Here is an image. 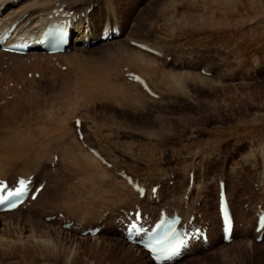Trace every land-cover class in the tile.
<instances>
[{
    "label": "rangeland",
    "instance_id": "1",
    "mask_svg": "<svg viewBox=\"0 0 264 264\" xmlns=\"http://www.w3.org/2000/svg\"><path fill=\"white\" fill-rule=\"evenodd\" d=\"M37 1L40 0H29L35 5ZM48 1L52 7L57 2L65 3L68 11L86 10L90 3L99 10L95 15L102 14L103 10V0ZM19 7L2 9L0 22L10 10ZM109 11L112 21L115 17L123 25L124 35L91 49L76 46L69 53L57 55L65 69L55 66L52 59L42 60L44 57L34 63L32 54L23 58L24 67L19 62L21 56H0L1 98L7 84L23 85L13 98L0 105L1 134L18 137L20 144L32 143V148L21 153L22 156L3 159L7 178L22 175V167L32 174L42 163V174L48 182L44 198L28 209L0 218V264H68L65 256L70 249L60 248L49 238L43 250L40 244L31 242L37 240L36 236L40 241L45 239L29 230L34 227L38 233L45 224L42 216L60 210L55 201L45 206L52 189L57 191L59 203L70 208L67 217L84 227L103 225L100 235L88 237L80 235V230L61 228L56 219L45 221L64 232L57 235L58 241L74 239L73 264H149L137 253L141 249L130 247L116 236L120 231L114 225V218L122 209H133L128 203L136 200V193L134 196L132 189L123 180V183L119 181L117 169L125 170L145 184L159 183L163 189L161 200L175 199L171 201L175 205L171 208L178 206L182 210L186 209L182 193L187 174L192 173L197 188L191 194V201L198 199L194 207L200 215L207 212L206 222L210 227L212 218L215 221L212 212L217 216V179L224 178L236 217L233 240L223 243L217 224L213 231L216 239L209 247L195 248L172 264H264V241L255 242L252 232L255 207L264 200V0H111ZM101 23L96 25V30L101 28ZM132 40L161 50L162 57L155 58L133 47ZM118 50L121 52L117 53ZM137 51L154 61L157 73L152 75L153 83L147 81L155 93L162 95L161 99H150L137 85L150 101L134 110L119 105L117 97L97 100L91 94H83L86 87H91L86 77L91 79L97 71H105L106 61L113 67L108 74L102 73L112 82L122 80L128 84L122 69L127 67L131 72H139L118 64L119 54L124 52L132 58ZM11 58L17 60L12 63ZM203 68L210 75L202 74ZM33 71L39 76L29 77L28 73ZM162 71L190 72L205 81L181 87L162 79ZM84 78L86 82L81 83ZM156 80L168 83L169 88H154ZM73 118L82 122L83 142L100 151L113 168H105L95 160L81 169L86 153H90L75 137ZM44 131L48 132L42 134ZM249 141L252 146L248 152ZM66 150L74 154L79 165L68 164ZM37 151L43 154L39 157L35 154ZM54 153L58 155L57 165L62 169L63 178L51 173L49 162ZM66 190L70 197L65 200L62 192ZM88 204L97 209L90 210ZM120 204L127 205L116 208ZM72 207L76 210L72 211ZM183 213L188 215L187 211ZM19 237L28 243H17ZM20 246H29L31 250L22 251ZM120 247L127 250V255L134 256L135 262L123 257Z\"/></svg>",
    "mask_w": 264,
    "mask_h": 264
},
{
    "label": "bare ground",
    "instance_id": "2",
    "mask_svg": "<svg viewBox=\"0 0 264 264\" xmlns=\"http://www.w3.org/2000/svg\"><path fill=\"white\" fill-rule=\"evenodd\" d=\"M27 1L29 2V0H24V1H21V3H20V7L18 8V9H13V10H10V12L7 14V15H5L7 18H6V20H3L2 22H1V24H0V29H4L5 27H9L13 22H15V21H20V23H19V26H20V28H23V26H24V23H26L27 21H29L30 20V25H29V27L25 30V31H28V33H36V34H38L40 31H41V29H42V27L44 26V21H46V19H47V17H48V15L50 14V10L52 9V8H54V7H52V5H49V1L48 0H40V1H37V3H36V5L35 4H32L31 2H29L27 5H25L23 8H21L24 4H26L27 3ZM13 2H14V0H0V11H1V9L2 8H4L5 6H11V5H14L13 4ZM110 3H111V0H103V3H102V5H103V10H102V14H97V15H95L96 13H97V11H99L98 10V8L97 9H95V7H93V9H92V11L90 12V13H87V9L91 6V5H93L92 3H90V5H88V8H86V10H83V11H79V12H75V15H78V23H82L84 20H87L86 22H87V27L90 29V33H87V35L89 36V34H90V36H91V38L92 39H97L98 40V35H100L101 33H102V30L98 33V35L97 36H94V30H96V25L97 24H100L101 22V27H102V25L103 24H107V22L108 21H111L113 18L111 17V13H110ZM114 4V3H113ZM21 8V9H20ZM17 10H19L16 14H14ZM42 12V13H41ZM105 12H107V13H105ZM36 13H39V15L36 17L35 16V14ZM27 14V16H25L24 17V15H26ZM83 14V16H81ZM43 15V17L41 18V16ZM0 20H2V19H0ZM114 20H115V22L120 26V28H121V30H122V28H123V25L120 23V22H118V20L114 17ZM100 30V29H99ZM97 31V30H96ZM123 32H122V35L121 36H123L124 35V29L122 30ZM80 33H81V36H82V30H80L79 28L78 29H76L75 30V39H74V41H73V43H71L69 46L71 47V49H73V46L74 45H77V44H80V41H79V35H80ZM120 36V37H121ZM119 37V38H120ZM118 38V39H119ZM115 40H117V39H115ZM99 41V40H98ZM105 43H107V42H105ZM100 44H103L102 42H100L99 43V45ZM150 46V45H149ZM150 47H152V46H150ZM81 48V47H80ZM112 48V47H111ZM116 48V47H115ZM135 48H137V47H135ZM155 48V47H154ZM91 49V48H90ZM117 49V48H116ZM137 49H139V48H137ZM157 49V48H156ZM122 50V49H121ZM121 50H120V52H121ZM139 50H141V49H139ZM158 51H160V52H162L161 50H159V49H157ZM102 51V50H101ZM115 51V50H114ZM141 51H143V50H141ZM112 52V51H111ZM117 53L119 52V50L118 51H116ZM119 52V53H120ZM125 52V51H124ZM123 52V53H124ZM127 52V51H126ZM143 52H145V53H147V54H149V55H151V56H153V57H155L156 58V56L155 55H153V54H150V53H148V52H146V51H143ZM63 53H67L66 51L65 52H63ZM115 53V52H114ZM116 53V54H117ZM123 53H121V54H119V59L118 58H116V59H118V64L119 63H121V65H123V66H128V67H132L133 69H135L136 71L135 72H139V73H137V74H139L141 77H142V75L143 76H146L147 78L146 79H144L143 77V79H144V81H145V83H146V85H148V87L154 92V89L153 88H151L150 87V85H149V83H148V81H147V79L148 80H150L151 81V79H152V75H154L155 73H157L156 71V68H155V63H154V61L152 60V58L150 57H148L146 54H144V53H142V52H139V51H137V52H133L135 55H132L133 57L132 58H128L127 56H129V55H127V56H125ZM163 53V52H162ZM7 54V53H6ZM62 53H60V54H57V55H61ZM123 54V55H122ZM128 54V53H127ZM1 56L3 55V54H0ZM7 55H16V54H7ZM64 55V54H63ZM17 56H23V55H17ZM43 56H45L46 57V59L47 60H50V58H51V56H46V55H39L38 56V58L40 59L41 57H43ZM117 56V55H116ZM131 57V56H130ZM71 58V57H70ZM89 58V57H88ZM108 58V57H107ZM106 58V59H107ZM110 59V58H109ZM158 59V58H157ZM17 60V59H16ZM15 60V61H16ZM99 60V59H98ZM22 60H19V62L22 64V67H24V63H22L21 62ZM81 61V60H80ZM85 61H87V60H85ZM91 61V60H90ZM76 62V61H75ZM77 62H79V61H77ZM76 62V63H77ZM85 63V62H84ZM87 63V62H86ZM18 63H16V65H17ZM83 64V63H82ZM105 64V71L104 72H106L107 74L109 73V71L111 70V68L113 67V66H111V64H110V62H105L104 63ZM78 65V64H77ZM121 65H120V67H121ZM81 65H80V62H79V66H78V68L80 69L81 67H80ZM70 68V67H69ZM81 69H83V68H81ZM90 69V68H89ZM93 69V68H92ZM103 69V68H102ZM124 69V68H123ZM123 69H122V72H123ZM200 69V68H199ZM93 71V70H92ZM103 71H97L98 73H96L95 75H93V76H95L94 78H91V79H88L87 77H86V79L87 80H89V81H87V83H89V84H91V87H84L85 88V90L84 91H82L83 92V94L84 95H86L87 96V94H91L92 95V97L94 98H98L97 100H109L108 98H112V97H117V102H119V105H121L122 107H127V108H129V109H138V106L139 107H141L143 104H145L148 100L150 101V99H152L145 91H143V89L139 86V84L138 83H136V82H134V81H129V80H127L126 78H124V80H127V81H129V82H133V83H129L128 82V84H124L125 82H121L120 80V82L119 83H116V82H112V81H110V80H112V79H108V76L106 75V74H104V73H102ZM130 71V70H129ZM133 71V70H132ZM81 72V71H80ZM96 72V71H95ZM100 72V73H99ZM131 72V71H130ZM83 73H84V71H83ZM80 74V73H79ZM113 74V73H112ZM118 74V73H117ZM115 75V74H114ZM160 75L162 76V79H164V80H169V83L170 82H172L173 84L175 83L176 85H183V86H185V84L186 83H191V84H193V82H195V81H201V82H204L205 80V78H201V77H199V75L197 76V74H193V73H190V72H175V71H173V72H168V71H162V72H160ZM80 76H81V74H80ZM109 76H110V74H109ZM115 76H117V75H115ZM81 77H84V75L83 76H81ZM109 78H111V76L109 77ZM114 79H115V77H114ZM199 79V80H198ZM83 80V79H82ZM82 80H79V81H82ZM153 80V79H152ZM78 81V82H79ZM84 81H85V78H84V80H83V82H81V83H84ZM115 81V80H114ZM154 81V80H153ZM157 81V80H156ZM155 81V82H156ZM86 82V81H85ZM164 82V81H163ZM163 82H161V80H158L155 84H156V86H154L153 85V87L154 88H158V87H161V88H169V84L168 83H165V84H167V85H165ZM80 83V84H81ZM87 83H85V85L87 86ZM151 83H153L152 81H151ZM172 83H171V85H172ZM79 85V84H78ZM137 85L140 87V89L150 98H148V97H146L141 91H140V89L137 87ZM162 85V86H161ZM170 85V86H171ZM80 86H83V84L82 85H80ZM173 86H175V85H173ZM182 87V86H181ZM88 89H90V90H88ZM160 89V88H159ZM157 90V89H156ZM0 91H1V89H0ZM156 94H158V93H156ZM0 98H1V93H0ZM162 98V95H159V99H161ZM87 99H89V96H88V98ZM81 102V101H80ZM71 103V102H70ZM51 117V116H50ZM74 119V118H73ZM52 122V121H51ZM81 125H82V122H81ZM16 129V128H15ZM42 129V128H41ZM3 130V129H2ZM2 130L0 131V179H6V180H9V181H11L12 183H15L16 182V180H17V177L18 176H29V175H31L30 173L31 172H28V170L27 171H24V169H23V167H22V170L23 171H21V172H23V174L22 175H16V177L15 178H13V179H10V178H7V171H6V169H5V167L6 166H4V164H3V159L5 158V157H8V158H10V159H15V158H18L19 156H22V154L21 153H23V152H27V150L31 147V145H32V143H31V141H29V143L28 142H26L25 144H20L19 142H18V137H14L13 135H11V136H9L8 134L7 135H3V134H1L2 133ZM48 130V129H47ZM12 131V130H11ZM10 131V132H11ZM20 131V130H19ZM42 131V130H41ZM15 132V131H14ZM18 132V131H17ZM46 132H48V131H46ZM45 131L42 133V134H45L46 133ZM27 133H30V132H27ZM52 134V133H51ZM74 134H75V132H74ZM47 135H49V134H47ZM82 135H83V133H82ZM20 137V136H19ZM73 137V136H72ZM75 137H76V139H77V141L78 142H80V144L79 145H82V143H84L83 142V139H82V141H80L79 139H78V137H77V135L75 134ZM69 138V137H68ZM83 138V137H82ZM22 139V138H21ZM26 139V138H25ZM72 139V138H71ZM23 141V140H22ZM65 142V141H64ZM261 142V141H260ZM28 143V144H27ZM71 143V142H70ZM72 144V143H71ZM249 147H248V152L249 151H251V146H252V144H251V142L249 141ZM260 145V144H259ZM264 144H262V146H263ZM44 146V145H43ZM45 147V146H44ZM47 147V146H46ZM63 147V146H62ZM71 147H72V145H71ZM80 147V146H79ZM89 147V146H88ZM32 148V147H31ZM82 148V147H81ZM90 148V147H89ZM63 149H65V146H64V148ZM62 148H61V150H63ZM74 149V148H73ZM80 149V148H79ZM47 150V149H46ZM69 150V149H68ZM68 150H66L67 151V153H69L70 151H68ZM65 151V150H64ZM75 151V150H74ZM77 151V150H76ZM41 151H37L35 154L36 155H38L39 157L43 154H40L39 155V153H40ZM54 152V151H53ZM98 152V151H97ZM100 152V151H99ZM98 152V153H99ZM246 152V151H245ZM24 154V153H23ZM34 155V154H33ZM54 155H55V153L53 154V155H51V159H50V162L52 161V159H53V157H54ZM66 155V154H65ZM64 155V156H65ZM68 155V154H67ZM74 155V154H73ZM71 153H69V157H68V159L67 160H69V163L68 164H71L72 163V165L73 166H75V164H77V165H79L80 164V162H79V160L77 159V158H74V156H73ZM85 155V154H84ZM24 156V155H23ZM82 157V156H81ZM66 158V157H65ZM20 159V158H19ZM34 159V158H33ZM32 159V160H33ZM40 159V158H39ZM83 159H84V156H83ZM85 162L83 161V163H81V169H86V167L88 166V164L87 163H89V162H92V161H95V160H98V159H96L91 153L90 154H87L86 153V156H85ZM99 162H100V160H98ZM50 162H49V164H50ZM40 163H41V161H40ZM93 163V162H92ZM101 163V162H100ZM235 164V163H234ZM102 165V164H101ZM34 166V165H33ZM42 166H43V164L41 163V165H39L38 167L39 168H37V170H35V171H33L32 172V174H34V179L36 180V182L37 183H40V182H42V181H45L46 183H45V185H44V187H43V189L40 191V193L38 194V198H36V200L35 201H33V204H36L39 200H41L43 197H44V195L47 193V191H48V182H47V179L44 177V175L42 174ZM36 167V166H35ZM105 167V166H104ZM29 169V168H28ZM73 169V168H72ZM26 170V169H25ZM14 171H16V169L14 170ZM20 171L18 172V170H17V173H21ZM28 172V173H27ZM52 174H53V172H51ZM191 173H188L187 174V182H186V185H185V187H184V190H183V193H182V196L184 195V194H186V190H187V187H188V184H189V179H190V175ZM14 176V175H13ZM89 177H91V175L89 176ZM118 179H119V181L121 182V183H123L121 180V178L118 176ZM222 179H224V178H222ZM193 180H194V184H193V186H192V189L190 190V194L188 195L189 196V198H190V200H189V202H186V201H182V204L183 205H186V209L185 210H183V211H181L180 210V214L181 215H183L184 217H185V219L186 218H188V216L191 214V212L195 209V207H194V203L198 200V199H196L194 202L193 201H191V194L193 193V191L197 188V186H196V184H197V182L195 183V179H194V176H193ZM125 182V181H124ZM126 183V182H125ZM127 185V184H126ZM217 186H218V179H217ZM70 187V186H69ZM149 187H151V186H149ZM132 189V188H131ZM133 191V190H132ZM218 191H219V189H218ZM263 193V192H262ZM261 193V194H262ZM62 194H63V197H64V199L67 197H70L69 196V192L66 190L65 192H62ZM133 194H134V196H135V192L133 191ZM160 194H161V196H163V189H159L158 190V195H157V197H158V200L159 201H161V198H160ZM173 194H175V192L173 191L172 192V194H171V197L172 198H174V195ZM184 197V196H183ZM76 198V197H75ZM217 198H218V193H217V197H216V213H217V216L215 215V212L213 211L212 213H213V217H215V221H213V218H212V226H211V229H210V244H212V242L216 239V234L213 232L214 231V227L217 225V224H219L220 225V220H219V216H218V212H217V207H218V204H217ZM228 198H229V196H228ZM70 199V198H69ZM73 199V198H72ZM80 199H82L81 197L79 198V200ZM133 199V198H132ZM66 200V199H65ZM68 200V199H67ZM78 200V201H79ZM174 200L175 199H170L169 201H168V203L169 202H174ZM73 201V200H72ZM229 201H230V198H229ZM87 201H85V203H86ZM184 202H186V203H184ZM156 200H152V199H149V197L146 195L143 199H139L138 198V194L136 193V200L134 201H132V202H130V203H128V205H132V206H134L135 204H138V205H140L141 207H143L146 211H148L149 210V206H151V210L152 211H154V209H157L156 210V215H155V218L158 216V214H159V210H160V206H157L156 204ZM56 204V203H55ZM65 204V203H64ZM163 204H165V203H163ZM44 205V204H43ZM56 205H58V204H56ZM73 205H74V203H73ZM122 205H127V204H120V205H118V206H116V208L118 207H121ZM149 205V206H148ZM232 205V204H231ZM65 206V205H64ZM78 206V205H77ZM88 206H89V204H88ZM115 206V205H114ZM58 208H61L59 205L57 206ZM74 207H76V205L74 206ZM90 207V210H96L97 208L96 207H93V206H89ZM65 208H68V209H70L69 207H66L65 206ZM113 208V207H112ZM26 209V208H25ZM28 209V208H27ZM64 209V208H63ZM73 209V207L71 208V210ZM77 209H79V208H77ZM18 210V212H21V210H23V208L22 207H19V208H17L16 210H13V211H10V212H5V213H0V218H3V217H5V216H7V218L9 217V216H11L15 211H17ZM66 210V209H65ZM74 210H76V209H73L72 211H74ZM179 210V209H178ZM232 210H233V212H234V208L232 207ZM28 212H30L31 211V209H29V210H27ZM25 212L26 214H28V212ZM67 211V210H66ZM184 211H187L188 212V215L186 216V213H183ZM59 212H61V211H59ZM105 212V211H104ZM62 213V212H61ZM197 213H200V211H197ZM49 214H52V213H46V214H44L43 216H42V219H43V222L45 223L44 224V228H42L41 230H39L38 231V233H37V230H35V228L34 227H32L29 231L30 232H32V231H35L34 232V234H36V235H38V237L39 238H41V237H43L42 239H45L44 241H40L38 238H37V236H36V239L37 240H35V239H33V240H31V242H33V243H37V244H40V246L39 247H41L42 248V250L43 249H45V248H47V246L45 245V242H46V238H49V240H53L57 245H59L60 246V248L61 247H63L64 249L65 248H68V249H70V250H66V252H67V256H65V262L66 263H68V264H73V256H72V251H73V246H74V242L75 241H73L74 239H72V238H69V239H64L63 241H58V239H57V235L59 234V233H64V232H62V231H59L58 229H57V227H54V226H52V225H49V224H47L46 222H45V215H49ZM58 214V213H57ZM76 215V214H75ZM202 215H203V219L204 220H207V212H203L202 213ZM217 217V218H216ZM29 219V218H28ZM27 219V220H28ZM5 220V219H4ZM16 220H17V222H19L20 220H19V218H16ZM254 220H256V218H254ZM22 221V220H21ZM27 222V221H26ZM30 222H32V221H30ZM254 223H255V221H254ZM3 224V223H2ZM5 224V226L6 225H8L6 222L4 223ZM12 225V224H11ZM58 232V233H57ZM40 233V234H39ZM101 234V233H100ZM99 233H98V235H100ZM97 235V236H98ZM118 238H120V239H122L126 244H127V242H126V240L125 239H123V237L119 234V235H116ZM65 237V236H64ZM89 237V236H88ZM95 237V236H94ZM255 237H256V235L254 236V240H255ZM56 238V239H55ZM220 238L222 239V234L220 233ZM85 239V238H84ZM16 241H18L17 243H23V245H25L26 243L25 242H27L28 243V241L27 240H23V239H21V237H19V239L18 240H16ZM53 241H51V242H53ZM67 242V243H66ZM50 244V243H49ZM55 244V245H56ZM56 245V246H57ZM128 245H130V247H133V248H138L137 246H135V245H132L131 246V244H128ZM13 246V245H12ZM51 246H53V245H51ZM32 247V246H31ZM27 248L28 249H30L31 250V248L29 247V246H20V250H22V251H26L27 250ZM13 249V248H12ZM124 248H121L120 247V250H122L123 251V257L125 256V258H127L128 260H132L133 262H135V257L134 256H132L131 254H129V255H127V250L126 251H124L123 250ZM129 249V248H128ZM138 249H141V248H138ZM14 250V249H13ZM41 250V249H40ZM39 250V251H40ZM42 250H41V253H43L42 252ZM130 251V250H129ZM137 251V250H136ZM144 251V250H143ZM46 252L47 253H50V252H48V249L46 250ZM131 252V251H130ZM146 252V251H145ZM145 252H142V249L141 250H138L137 251V253H139L140 254V256H141V258H143V259H145V261L146 262H148L149 264L150 263H152V262H150L151 260L150 259H148L147 258V256H148V254H147V252H146V254H145ZM51 254V253H50ZM153 264V263H152Z\"/></svg>",
    "mask_w": 264,
    "mask_h": 264
},
{
    "label": "snow or ice",
    "instance_id": "3",
    "mask_svg": "<svg viewBox=\"0 0 264 264\" xmlns=\"http://www.w3.org/2000/svg\"><path fill=\"white\" fill-rule=\"evenodd\" d=\"M175 251H176V250H175V249H173V252H174V253H175ZM166 258L170 259L171 257L169 256V257H166Z\"/></svg>",
    "mask_w": 264,
    "mask_h": 264
}]
</instances>
